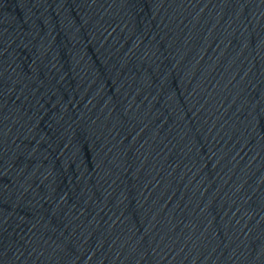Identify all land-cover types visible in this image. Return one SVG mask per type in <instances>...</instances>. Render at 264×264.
<instances>
[{
	"label": "water",
	"instance_id": "water-1",
	"mask_svg": "<svg viewBox=\"0 0 264 264\" xmlns=\"http://www.w3.org/2000/svg\"><path fill=\"white\" fill-rule=\"evenodd\" d=\"M0 264H264V0H0Z\"/></svg>",
	"mask_w": 264,
	"mask_h": 264
}]
</instances>
